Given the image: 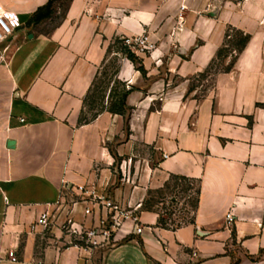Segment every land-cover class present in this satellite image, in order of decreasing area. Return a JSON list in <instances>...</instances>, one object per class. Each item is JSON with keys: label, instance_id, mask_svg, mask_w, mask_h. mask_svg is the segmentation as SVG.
<instances>
[{"label": "crops", "instance_id": "obj_1", "mask_svg": "<svg viewBox=\"0 0 264 264\" xmlns=\"http://www.w3.org/2000/svg\"><path fill=\"white\" fill-rule=\"evenodd\" d=\"M47 1L0 0L23 24L0 64V264L264 263V0H186V22L168 37L156 0H69L50 30H36L48 18L28 29ZM230 28L248 39L197 99L187 81L210 66ZM142 32L157 44L142 58L153 79L120 63L118 78L134 86L127 118L103 111L80 121L110 40ZM172 44L186 55L169 54ZM176 178L197 185L192 217L174 224L165 213L160 223L152 205L163 198L152 194ZM77 187L132 211L142 231L127 219L113 244L35 257L34 221L72 202ZM83 206L71 211L78 223Z\"/></svg>", "mask_w": 264, "mask_h": 264}, {"label": "rangeland", "instance_id": "obj_2", "mask_svg": "<svg viewBox=\"0 0 264 264\" xmlns=\"http://www.w3.org/2000/svg\"><path fill=\"white\" fill-rule=\"evenodd\" d=\"M156 1V3H158L157 5L159 9L158 23L160 24L159 26H161L160 29L162 28L160 34L165 37L174 35V30H180L182 25L186 22V0ZM68 4L69 0H54L52 4L51 16L47 19L45 24H41V26H38L36 30L48 31L53 26H55L64 15ZM26 25L28 26V29L31 28V24L27 23ZM244 35V32L241 30L234 28L228 29L226 31L224 43L222 45V47H224L222 55L214 58L213 62L204 72L192 76L187 81L188 89L190 92H192V95L195 98L200 99L212 91L215 74L224 71L229 67L230 63L234 60L236 53L238 52ZM148 36L149 34L147 32H142L136 36L120 37H124L125 42L126 40L131 42L128 44L129 48L134 51V53L142 62V58L148 56L150 51L153 50L157 45ZM114 38L115 37L110 40L107 46L106 55L104 61L102 62L97 79L95 80L89 97L80 113V121L90 120L93 118L101 107L109 106V101H114V94L117 92L121 93L122 86L114 83L116 78L114 75H112V72L116 66L120 65L121 62L129 59H127L124 55H121L120 53L117 54L115 52V50H117V44H113ZM169 46L167 45L169 48V54L186 55V49L182 50L179 45L172 44ZM223 54H225L224 57ZM132 64L136 69L135 63L132 62ZM143 76L145 79V84H150L153 78H146L145 75ZM158 76L166 78V81L168 80V83L171 85L183 83L186 86V78L183 79L176 75H166L163 71ZM117 79L120 78L117 76ZM125 82L127 86H133V84L130 83L131 80H127ZM111 87L114 91L111 92L110 97L108 98ZM123 118L125 119V116H123ZM174 185L177 187L173 188ZM196 190V183L191 184L185 180L172 179L168 188H165L159 193L152 194L154 198L153 200L163 198V204H158L156 202L153 203L152 207L157 208L159 213H162L163 215H165V213H172L170 217L174 224H179L183 221L187 222L191 219L192 212L196 204ZM173 196L177 198L175 200L171 199ZM65 199H73V201H76L79 199V196L73 195V197H66ZM73 201H69L66 205L61 206L60 204L49 209L51 216L46 226L37 224L36 220L34 221V226L41 227V230L35 232V236L33 238L35 257L44 258L47 250H57L58 248L69 243L77 242L86 248L91 247L89 246V242L86 240V238L83 236L80 237L79 235L74 237V235L70 234L68 231L71 228L70 224H72L74 221L76 222L71 213Z\"/></svg>", "mask_w": 264, "mask_h": 264}, {"label": "built area", "instance_id": "obj_3", "mask_svg": "<svg viewBox=\"0 0 264 264\" xmlns=\"http://www.w3.org/2000/svg\"><path fill=\"white\" fill-rule=\"evenodd\" d=\"M22 26V22L15 13L0 7V64L6 61L7 52ZM125 43L128 45L131 42L126 40ZM77 191L79 199L73 201L72 208L77 202H83L82 213L84 217L81 222L74 221L70 224L71 228L68 231L74 237L78 235L80 237L83 236L91 247L113 244L115 233L127 219L134 223L133 230L135 233L142 231V227L137 223L138 217L128 209L118 207L107 195L96 197L84 187H77ZM72 192L74 193V191ZM50 216V210L46 209L40 213L36 220L37 224L46 226ZM226 218L232 220L231 214H227ZM69 244L84 247L77 242ZM8 254L15 260L13 252H9Z\"/></svg>", "mask_w": 264, "mask_h": 264}, {"label": "trees", "instance_id": "obj_4", "mask_svg": "<svg viewBox=\"0 0 264 264\" xmlns=\"http://www.w3.org/2000/svg\"><path fill=\"white\" fill-rule=\"evenodd\" d=\"M53 1L54 0H48L45 4L39 6L34 11L32 16L29 18L27 23L28 24H38L40 21H42V20H44L46 18H49L51 16V13H52ZM247 39H248V35L245 34L243 39H242V41H241V45H240V47L238 49V52L241 51V49L243 48V46H244L245 42L247 41ZM124 40H125V38L124 37H120V36H117V37L114 38L113 44H117V50H115V52L117 54L120 53L121 55H124L131 62L135 63L136 69L139 70L143 75H145V70L143 68L142 62L140 61L139 57L134 53V51H132L129 48V46L125 43ZM223 48L224 47H221L220 49H218V51H217V53H216L214 58H217L220 55H222V52L224 50ZM224 56H225V54H223V57ZM213 60H212V62H213ZM233 62H234V60L230 63L229 67L226 70H228L232 66ZM136 63H137V65H136ZM118 67L119 66H116V68L112 72V75H114L115 78H116L114 83H116L119 86H122L121 93L117 92L116 94H114V97H115L114 101H112V102L109 101V106L101 107L96 115H98L99 113H101L103 111H108L110 113L120 114L122 116H125V118H127V116L130 113L131 108L126 104V97L130 93V91H132L134 89V86H127L125 81L117 79ZM96 79H97V77H96ZM95 80H94V82H95ZM94 82H93V85H94ZM93 85H92V87H93ZM92 87L90 88L89 93L86 95V98H85V101H84V105L86 103V100L89 97V94L91 92ZM109 91L110 92H109L108 98L110 97L111 92L114 91V90L111 87ZM93 118H91V119H93ZM84 121H88V120H84ZM176 179L183 180V178H176ZM168 187H166V188H168ZM163 220H164V216H163V214L162 215L160 214L159 222L163 223Z\"/></svg>", "mask_w": 264, "mask_h": 264}, {"label": "water", "instance_id": "obj_5", "mask_svg": "<svg viewBox=\"0 0 264 264\" xmlns=\"http://www.w3.org/2000/svg\"><path fill=\"white\" fill-rule=\"evenodd\" d=\"M29 36H31V35H29ZM7 144H8V146H11V145L13 144V141H12V140H9V141L7 142Z\"/></svg>", "mask_w": 264, "mask_h": 264}]
</instances>
